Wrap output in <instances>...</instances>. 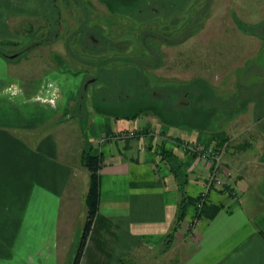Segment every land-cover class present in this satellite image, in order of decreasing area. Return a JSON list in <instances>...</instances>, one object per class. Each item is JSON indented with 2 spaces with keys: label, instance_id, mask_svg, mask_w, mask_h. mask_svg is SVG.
<instances>
[{
  "label": "crops",
  "instance_id": "1",
  "mask_svg": "<svg viewBox=\"0 0 264 264\" xmlns=\"http://www.w3.org/2000/svg\"><path fill=\"white\" fill-rule=\"evenodd\" d=\"M38 18L36 0H0V43L17 44L5 52L32 42L35 36L20 28ZM22 58H0V264H63L76 244L78 209H87L89 173L80 163L83 148L76 161L61 157L54 134L64 135L59 120L75 107L86 68L44 67L36 54L39 63L29 69L41 68V75L23 78ZM255 67L263 74V60ZM248 74L238 86L241 100L224 108L220 101L238 91L214 93L213 107L197 110L194 117L207 120L206 127L169 126L151 112L133 120L87 114L82 137L102 165L98 208L79 264H137L156 252L164 264H264V83ZM193 146L220 153L212 182L210 162ZM161 148L188 175L185 217L167 251L180 194ZM201 193L206 205L195 220Z\"/></svg>",
  "mask_w": 264,
  "mask_h": 264
},
{
  "label": "trees",
  "instance_id": "2",
  "mask_svg": "<svg viewBox=\"0 0 264 264\" xmlns=\"http://www.w3.org/2000/svg\"><path fill=\"white\" fill-rule=\"evenodd\" d=\"M97 1L106 7L109 15L102 19L98 16L91 17L93 13L87 9L84 23H81L79 30L66 42L70 49L72 45L76 46L73 52L71 49L70 58L75 61L74 65H71L79 67L77 66L79 62L80 66L85 65L94 73L92 77L85 78L77 101H85L88 89L91 88L92 107L100 115L133 120L141 113L151 112L159 117L162 123L169 126L185 124L189 127H206L207 120L196 119L194 115L197 110H208L213 107L212 97L215 96L213 88L205 86L199 80L179 85L170 84V82L156 83L154 76L149 72L161 66L163 47L180 45L203 28L205 13L202 14L201 10L208 9L210 0L205 2L200 0ZM36 2L40 4L39 0ZM119 22H123V26H120L116 39L126 46L130 45L131 50L116 52L114 48H111L106 54L104 51L108 49L107 39L112 37L113 26H118ZM101 25L107 28L106 36ZM27 32L31 34L33 30H27ZM36 44L38 43L33 37L28 46L9 54L4 48L16 47L17 44L1 42L0 56L6 60L12 57L19 58L28 54L36 47ZM89 48L95 50H89ZM88 50L94 53H87ZM243 73L248 72L245 70ZM90 79L91 83H89ZM237 91L238 93L228 101L221 100L220 106L226 108L231 106L234 100H241L240 91L243 90L239 88ZM135 103L140 104L137 110L132 108ZM79 108L84 114L83 104L79 105ZM67 118L72 117L67 116ZM62 121L59 120V123ZM161 149L158 154L161 160L169 165L180 194L174 224L164 241L163 251H167L185 217V186L188 175L176 156ZM90 152L91 145L86 141L80 154V163L89 173V185L85 197L87 214L72 264H79L81 260L98 208V174L102 161L100 157L92 156ZM202 211L195 218L199 219Z\"/></svg>",
  "mask_w": 264,
  "mask_h": 264
},
{
  "label": "rangeland",
  "instance_id": "3",
  "mask_svg": "<svg viewBox=\"0 0 264 264\" xmlns=\"http://www.w3.org/2000/svg\"><path fill=\"white\" fill-rule=\"evenodd\" d=\"M91 1L97 13H107L104 7L94 0ZM200 2H205V0H200ZM202 11L201 13H205V17L202 23L203 28L198 35L189 38L188 41L180 44L181 46L162 48L161 66L149 72L154 76L155 82H170V84L179 85L199 80L205 86L208 85L213 88V92L216 95L228 96L234 94L235 90L239 89L238 86L242 83L240 79L249 74L246 73L247 75H244L243 71L227 70V67L237 66V68H241V66L251 63L254 69L250 68L249 71L253 75L261 77L264 83V0H210L208 9ZM63 15L67 18L65 13ZM44 25V22L40 18L29 20L25 25H21L20 30H33L31 35L35 36L34 40L38 43L34 49L30 50L28 55L23 56L20 60V62L27 63H19V67L17 66L19 68L17 70L23 78H32L39 75V73L41 75V68L38 73L35 70L31 71L29 69L37 65L38 61L34 58L36 54L43 55L45 59L43 60L44 67L48 63L52 66L56 64V67L66 64L74 65L75 61L70 58L69 52L67 53L63 47L64 39H59L49 45L40 44L42 41L40 40L39 32L44 28ZM68 25L70 28L76 27V24L71 21H69ZM118 26V28H115L114 34L120 31L119 28L123 26V22H119ZM31 54L32 56H29ZM0 58L2 59L1 56ZM259 60H263V74L256 71L257 68L255 66ZM3 61L7 60L3 59ZM77 63V66L86 68V78L93 76L94 73L91 69L89 70L85 65L80 66L79 62ZM234 75L237 77V81L235 82ZM91 82L92 80L90 79L89 83ZM234 83L237 84L235 85ZM91 90V88L88 89L85 101H77L74 105L75 107L65 117L60 118V120H63L61 123L64 124L61 127L65 130H63L64 135L54 134L61 157L68 159L69 156L70 161L77 160L76 158L79 156L78 150L80 151L85 145V138L82 137V133L87 134V114H89L88 117L96 115L90 103ZM78 94L79 91L77 99ZM82 104L83 110H85L84 114L82 110H79V105L82 106ZM139 105L135 103L132 105V108L137 110ZM67 116H71L72 118H67ZM78 210L81 213H78L74 220L77 234L73 243L76 244L72 248L71 253L66 255L67 258L63 264H72L82 235L87 209L83 210L82 207V209L79 208ZM149 260L153 264H164L159 252L145 256L143 261L140 260L136 263L144 262V264H152L148 262Z\"/></svg>",
  "mask_w": 264,
  "mask_h": 264
},
{
  "label": "flooded vegetation",
  "instance_id": "4",
  "mask_svg": "<svg viewBox=\"0 0 264 264\" xmlns=\"http://www.w3.org/2000/svg\"><path fill=\"white\" fill-rule=\"evenodd\" d=\"M40 4H37V8L39 10L40 19L44 22V28L39 32L41 44H51L54 41H58L59 39H64V49L69 54H72V51L76 50V46L72 45L71 49L67 46L66 42L69 41L71 36H73L78 30L81 23H84L86 19L87 9H90L93 13V16H98L99 19L107 17L109 14L108 10L105 6L100 4L97 0L98 4L104 7L107 10L106 14H99L96 12V8L92 5L91 0H39ZM37 3V2H36ZM89 5V8H87ZM66 14L67 18L63 15ZM69 21L76 24L75 28L69 27ZM102 26V25H101ZM119 26H113V33L115 32V28ZM104 29L105 36L107 34V28L102 26ZM87 34V33H86ZM117 34V32H116ZM116 34H113L111 38L107 39L106 47H108L107 51H104L106 54L110 52L111 48H114L116 52L122 51H130V45L126 46L123 42L118 41L116 38ZM89 50H95L90 49ZM87 51V53L93 54V51ZM66 53V54H67Z\"/></svg>",
  "mask_w": 264,
  "mask_h": 264
},
{
  "label": "built area",
  "instance_id": "5",
  "mask_svg": "<svg viewBox=\"0 0 264 264\" xmlns=\"http://www.w3.org/2000/svg\"><path fill=\"white\" fill-rule=\"evenodd\" d=\"M129 137L133 136V133L128 134ZM192 151L194 153H198L205 159H208L211 165V170H213V174L210 175V180H214L217 174V170L219 168L220 160H221V155L217 151L209 150V151H204L203 148H200L198 146H193ZM206 193H201L195 203V217L204 209L206 205ZM197 220V218H195Z\"/></svg>",
  "mask_w": 264,
  "mask_h": 264
}]
</instances>
